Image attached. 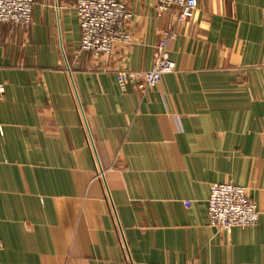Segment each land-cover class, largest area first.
Segmentation results:
<instances>
[{"label": "crops", "instance_id": "obj_1", "mask_svg": "<svg viewBox=\"0 0 264 264\" xmlns=\"http://www.w3.org/2000/svg\"><path fill=\"white\" fill-rule=\"evenodd\" d=\"M0 24V264H264V0H197L152 90L154 0L127 46L80 51L74 0H33ZM246 189L249 228L208 225L211 186Z\"/></svg>", "mask_w": 264, "mask_h": 264}, {"label": "built area", "instance_id": "obj_2", "mask_svg": "<svg viewBox=\"0 0 264 264\" xmlns=\"http://www.w3.org/2000/svg\"><path fill=\"white\" fill-rule=\"evenodd\" d=\"M156 18L173 16L159 32L153 48L149 70L141 74L118 71L115 74L120 89L124 92L135 78L141 80L137 88L154 89L161 78L174 72L170 58V44L176 39V27L189 25L197 12V0H154ZM33 0H0V24H9L27 29L32 20ZM80 38L79 49L93 57H109L113 49L122 44L127 46L130 36L127 24L133 15L128 7L117 0H74ZM259 212L248 196L246 189L230 183L211 186L207 200L208 225L219 233L230 234L233 228L246 229L258 222ZM122 244L125 264H133Z\"/></svg>", "mask_w": 264, "mask_h": 264}]
</instances>
